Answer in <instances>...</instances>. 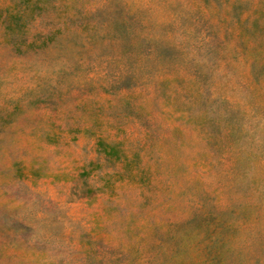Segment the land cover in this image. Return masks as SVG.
Returning a JSON list of instances; mask_svg holds the SVG:
<instances>
[{
    "label": "rangeland",
    "instance_id": "obj_1",
    "mask_svg": "<svg viewBox=\"0 0 264 264\" xmlns=\"http://www.w3.org/2000/svg\"><path fill=\"white\" fill-rule=\"evenodd\" d=\"M0 264H264V0H0Z\"/></svg>",
    "mask_w": 264,
    "mask_h": 264
}]
</instances>
